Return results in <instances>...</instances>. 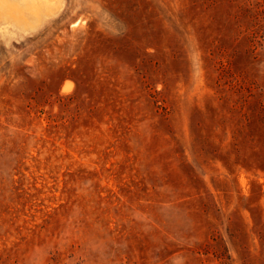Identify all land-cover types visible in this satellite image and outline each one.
<instances>
[{"label": "rangeland", "instance_id": "374dc122", "mask_svg": "<svg viewBox=\"0 0 264 264\" xmlns=\"http://www.w3.org/2000/svg\"><path fill=\"white\" fill-rule=\"evenodd\" d=\"M0 264H264V0H0Z\"/></svg>", "mask_w": 264, "mask_h": 264}]
</instances>
